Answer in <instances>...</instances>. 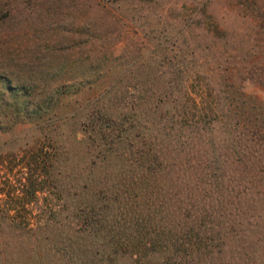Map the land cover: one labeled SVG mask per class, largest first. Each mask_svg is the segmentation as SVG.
<instances>
[{
    "label": "trees",
    "instance_id": "1",
    "mask_svg": "<svg viewBox=\"0 0 264 264\" xmlns=\"http://www.w3.org/2000/svg\"><path fill=\"white\" fill-rule=\"evenodd\" d=\"M94 1L99 11L111 2ZM197 5L172 41L174 61L154 76V84L120 92V75L93 101L84 123L88 134L78 141L86 154L74 174L82 181L78 202L66 200L61 209L73 220L37 219L26 226L30 234L16 235L39 261L264 264V103L237 86L227 69L203 79L190 73L198 62L187 56L202 43L183 46L180 36L194 28L210 35L213 27L203 28ZM215 31L214 38L229 34ZM160 56L162 67L165 54ZM109 58L98 57L95 68L103 69ZM84 65L70 64L75 74L68 80L84 84ZM7 87L15 98L22 95ZM106 95L119 100V111L102 108ZM260 249L262 255L255 252Z\"/></svg>",
    "mask_w": 264,
    "mask_h": 264
},
{
    "label": "rangeland",
    "instance_id": "2",
    "mask_svg": "<svg viewBox=\"0 0 264 264\" xmlns=\"http://www.w3.org/2000/svg\"><path fill=\"white\" fill-rule=\"evenodd\" d=\"M110 1L99 11L94 0H0V264L47 263L16 242L17 233L30 234L26 226L37 219L73 220L61 209L66 200L78 202L82 181L74 174L86 157L78 141L88 134L84 123L93 101L120 75V92L154 84L174 61L172 41L180 25L192 21L195 1L203 28L213 27L210 35L192 27L180 36L183 46L202 43L187 56L198 62L190 73L203 79L227 69L237 86L264 103V0ZM215 28L228 36L214 38ZM160 43H168L166 51L156 49ZM103 55L110 56L108 64L96 69ZM75 63L88 70L84 84L68 80ZM8 83L22 95L15 98ZM110 95L100 101L102 108L119 111V100Z\"/></svg>",
    "mask_w": 264,
    "mask_h": 264
}]
</instances>
